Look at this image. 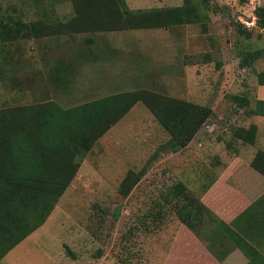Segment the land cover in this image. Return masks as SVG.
<instances>
[{
    "label": "rangeland",
    "instance_id": "obj_1",
    "mask_svg": "<svg viewBox=\"0 0 264 264\" xmlns=\"http://www.w3.org/2000/svg\"><path fill=\"white\" fill-rule=\"evenodd\" d=\"M190 1L201 17L190 24L88 30L75 26L82 11L76 12L69 0H42L38 5L33 0H2V11L4 4L15 2L22 20L34 22L47 15L62 30L21 39L15 50V44L9 47L10 55L0 56L11 57L13 65L5 73L12 77L0 81V93L12 96L2 100L0 108L49 100L68 108L114 92L146 89L148 98L155 93L194 100L211 107L212 113L187 146L176 152L166 146L171 133L141 100L87 150L69 152L71 156L64 150L48 152L49 171L55 154L69 158L77 170L70 179L55 171L49 174L53 185L62 175L66 187L59 192L57 186L44 184L55 190L54 197L50 194L46 200L49 214L0 264H152L153 240L171 239V231L183 224L175 215L174 202L164 199L167 189L181 181L188 196L201 197L235 155L234 147L238 145L245 160L252 156L259 146L241 139L227 146L233 127L257 124L255 142L264 146V119L248 117L244 108H236L227 99L231 94L246 95L253 106L264 94L256 78L264 70V54L249 67L239 66L242 52L264 48V28L256 25L255 11L251 12L246 0ZM125 2L133 11L184 5V0ZM253 16L255 24L249 25ZM57 66L68 69L61 72L60 84L51 77ZM30 112L4 122L8 129L2 131L1 157H11L9 142L16 139V132L38 125L43 110L35 107ZM142 167L146 171L124 195L120 185L124 176L131 174L133 180ZM71 171L68 167L64 174ZM26 213V224L32 225L34 217ZM217 219L206 214L203 228ZM196 234L203 238V231Z\"/></svg>",
    "mask_w": 264,
    "mask_h": 264
},
{
    "label": "trees",
    "instance_id": "obj_2",
    "mask_svg": "<svg viewBox=\"0 0 264 264\" xmlns=\"http://www.w3.org/2000/svg\"><path fill=\"white\" fill-rule=\"evenodd\" d=\"M69 1L73 3L76 12L82 11L78 13L76 18L78 24L75 26L88 30L167 28L172 25L190 24L201 19L195 5L190 0H184V5L179 7L134 11L127 7L125 0ZM41 2L42 0H33L36 5ZM255 14L256 25L264 28V5H259L255 9ZM20 15H11L6 8L2 11L0 7V43L52 35L61 29L60 24L57 23V25L47 20V15L34 22H26L20 18ZM70 26L74 25L70 24ZM263 54L264 48L246 50L240 55L239 66L249 67ZM62 71H68V69L57 66L52 75L59 84L63 82L60 78ZM256 78L259 85H264V70L258 72ZM147 92L149 91L146 89L122 91L68 108H63L51 100L33 106L0 108V147L4 139L1 138L2 133H7L8 129L7 125L4 126V122L10 123L14 117L17 119L24 115H31L30 111L35 107L43 110L38 125H32L31 129L16 132V139L9 142L11 157L0 156V260L24 237L43 224L51 209V206L47 207L46 200L50 198V194L52 197L55 195L52 187L57 186L60 192L68 183L62 175L70 179L77 170V165L73 167L70 165L69 158V160H64L61 155L55 154L54 167L49 171V161L46 157L48 152L64 150L73 154L87 150L92 141L104 134L139 100L148 106L172 137L174 134L179 135L176 140L171 137L166 143L171 152H176L187 146L202 123L212 113L211 107L207 105L163 97L155 93H150L148 96L151 99H149ZM227 98L236 108H244L243 111L247 115H264L263 99H256L252 106L246 95L231 94ZM256 130L257 126L254 123H250L247 127H233L230 130V139L226 142L227 146L230 147L233 140L239 139L243 143L254 144ZM70 153L68 156H71ZM250 165L264 174V150L258 149L255 152ZM68 167L72 168L71 173H68L70 169L67 174H64ZM53 171L62 174V178L59 176L61 182L56 181L54 185V182L49 180V174ZM145 171V167H142L137 175H134L133 180L130 178L131 174L127 175V173L124 176L120 184L124 195L129 193L132 184L139 180ZM213 181L214 179L206 185L203 192ZM44 184L53 186L46 188ZM164 199L174 202L175 215L185 226L195 234L198 231L202 233L204 216L212 213L205 208L200 197L188 196L186 185L177 181L167 189ZM27 211L34 217L33 222H35L32 225L31 223L26 224ZM115 217H118V213ZM215 223L224 226V223L218 219ZM231 234L236 235L232 231ZM235 242L248 257L247 264H254L260 257L258 251L245 240L235 239ZM262 260L264 261L263 257Z\"/></svg>",
    "mask_w": 264,
    "mask_h": 264
},
{
    "label": "crops",
    "instance_id": "obj_3",
    "mask_svg": "<svg viewBox=\"0 0 264 264\" xmlns=\"http://www.w3.org/2000/svg\"><path fill=\"white\" fill-rule=\"evenodd\" d=\"M1 3L2 0H0V5ZM13 4L15 2L10 6L4 5L6 9L9 8L11 15H18L19 12L17 10L19 9ZM19 41H4L0 43V56L4 53L5 55H10L7 52L11 50L9 47L11 48L15 44L16 46L14 45L13 47L15 50L18 47ZM10 59L11 57L0 58V81H3L4 77H12L10 74H5L13 68ZM52 75L51 77L53 78ZM261 86L264 87V85H260L259 87ZM9 97H4L0 93V102ZM258 99L264 100V94L260 93ZM231 116L233 117V115ZM253 116L264 119V115H248L250 118ZM220 117L221 115H219V119H221ZM255 125L257 126V124ZM237 142L238 140H233L232 144ZM250 145L253 147L259 146L258 149L264 150V146L257 145L256 142ZM233 154L235 155L232 159L217 173L212 184L200 197L205 208L209 209L213 215H216L218 220L224 223V226L213 222L211 227L203 229V238L201 239L182 224L176 230L171 231V239L153 240V254L150 256V263L247 264L248 257L236 245L235 239L245 240L258 251L260 257L264 258V174L250 165L254 154L245 160L239 153L238 145L236 148L234 147ZM231 231L236 235L231 234ZM207 239H212L214 244H210V241ZM262 257L261 259L258 258L254 264H264Z\"/></svg>",
    "mask_w": 264,
    "mask_h": 264
},
{
    "label": "built area",
    "instance_id": "obj_4",
    "mask_svg": "<svg viewBox=\"0 0 264 264\" xmlns=\"http://www.w3.org/2000/svg\"><path fill=\"white\" fill-rule=\"evenodd\" d=\"M261 0H246L247 5L251 8V12L253 13L257 6L260 5ZM252 23L249 25H254L255 24V16H253V19L251 20Z\"/></svg>",
    "mask_w": 264,
    "mask_h": 264
}]
</instances>
